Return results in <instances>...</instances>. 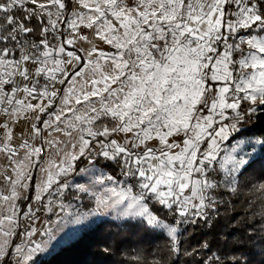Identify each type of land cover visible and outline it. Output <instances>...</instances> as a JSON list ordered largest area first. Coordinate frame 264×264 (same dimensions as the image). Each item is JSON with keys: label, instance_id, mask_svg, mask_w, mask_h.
Listing matches in <instances>:
<instances>
[{"label": "snow or ice", "instance_id": "obj_1", "mask_svg": "<svg viewBox=\"0 0 264 264\" xmlns=\"http://www.w3.org/2000/svg\"><path fill=\"white\" fill-rule=\"evenodd\" d=\"M260 111L264 0H0V264H30L48 244L35 237L54 239L39 213L89 192L69 179L84 160L82 172L114 162L122 179H99L124 185L94 211L162 229L179 252L180 226L210 223L217 190H234L243 141L218 160L221 146ZM20 121L29 129L16 137Z\"/></svg>", "mask_w": 264, "mask_h": 264}, {"label": "trees", "instance_id": "obj_2", "mask_svg": "<svg viewBox=\"0 0 264 264\" xmlns=\"http://www.w3.org/2000/svg\"><path fill=\"white\" fill-rule=\"evenodd\" d=\"M242 125L240 134L264 141V111L246 118ZM96 165L122 179L114 162L101 160ZM242 171L263 179L264 153L248 162ZM149 206L166 223L173 222L167 208L154 201H149ZM180 232L177 252L170 237L160 229L141 227L136 219H101L34 264H197L205 256H220L224 264H264V209L257 213L253 208L234 209L228 218L217 211L211 215L210 223L198 220L184 224ZM204 243L210 248L201 250ZM193 250L195 255H185Z\"/></svg>", "mask_w": 264, "mask_h": 264}, {"label": "rangeland", "instance_id": "obj_3", "mask_svg": "<svg viewBox=\"0 0 264 264\" xmlns=\"http://www.w3.org/2000/svg\"><path fill=\"white\" fill-rule=\"evenodd\" d=\"M82 31L84 34H88L87 29H83ZM81 46L86 47V42ZM246 106L247 105H244V107ZM243 126L244 125L241 123V131ZM28 129L29 124L27 121L18 122L14 129L16 137H19L22 132H27ZM243 133L239 135L233 133L232 137L222 144L218 160L222 159L231 152V148L234 146L236 140L243 141L240 148L238 149V154L243 156L248 162H250L256 156L264 153V148H262L261 145L257 143L258 140L262 141L261 139L253 137L252 135H245ZM117 139L121 138L117 137ZM177 142L182 143V138H177ZM7 163L8 162L4 155L0 153V166L6 167ZM86 166V160L83 162H78L76 171L71 174L69 179L73 185H84L89 189V192L75 193V189L73 188L68 193V196L65 200V203L70 205V207H68L65 212H60L59 209H56L55 213L44 211L39 213L40 220L37 221L38 226H40L42 229L51 228L54 239L48 240L47 236L41 234H38L35 237L37 242L47 240L48 244L44 251L34 254L30 264H34L40 257H47L51 255L60 246L74 240L84 229L93 226L94 223L101 219H109L117 222H122L127 219H135L132 217L120 216L117 214L115 209H106L98 212L94 211L96 209L97 197H112L113 199H117L110 189L115 188L116 192L119 193L124 185L114 184L108 181L101 182L99 178L102 174H110L97 165L95 168H89L88 171L82 172L81 169H84ZM214 166L219 169L218 163ZM227 167L231 166L228 165ZM242 170L243 168L241 169V172L234 174L236 176V183L233 186L234 190L224 187H221L217 190L216 199L219 202L217 205L218 212H220L225 218H228L234 209L240 210L243 208H253L256 213L264 209V187H262V185H264V178L261 179L257 175L249 176ZM35 175H38V173ZM214 175L216 179L222 180L225 174L221 171H217ZM0 182H2V178H0ZM0 186H3L2 183H0ZM29 195L31 196V191L29 192ZM21 206L23 207V205ZM89 212H92V214L88 215L86 220H83L80 223L71 222L74 219L75 214ZM62 217H66V219H61Z\"/></svg>", "mask_w": 264, "mask_h": 264}]
</instances>
